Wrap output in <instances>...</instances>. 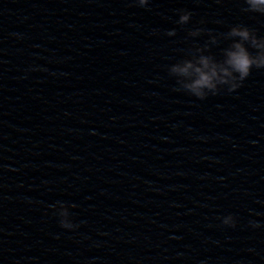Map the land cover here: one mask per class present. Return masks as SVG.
I'll return each mask as SVG.
<instances>
[{"label": "water", "instance_id": "95a60500", "mask_svg": "<svg viewBox=\"0 0 264 264\" xmlns=\"http://www.w3.org/2000/svg\"><path fill=\"white\" fill-rule=\"evenodd\" d=\"M246 7L0 0V264H264V69L203 100L169 72L264 38Z\"/></svg>", "mask_w": 264, "mask_h": 264}, {"label": "clouds", "instance_id": "9594fccd", "mask_svg": "<svg viewBox=\"0 0 264 264\" xmlns=\"http://www.w3.org/2000/svg\"><path fill=\"white\" fill-rule=\"evenodd\" d=\"M140 6L145 7L149 0H134ZM247 7L244 11L260 13L264 15V0H244ZM191 13L184 11L179 17L178 23L187 24ZM201 30L190 32L191 36H198ZM171 31L168 35H174ZM225 39L231 40V44L223 49V58L217 60L212 55H205L207 48H196L190 52L191 58H186L169 68L171 75L177 77L180 89H183L198 99H205L209 94L216 95L226 89L234 92L245 79L249 77L253 68L264 69V38H258L254 31L247 27L234 26L226 34ZM212 44L217 43V37L213 36ZM249 48L253 51H249ZM177 89V90H180ZM63 207V204L60 205ZM66 212H61V226L66 229L76 227L72 222L63 217ZM225 225L235 226L231 215L223 219ZM253 227L259 225L251 222Z\"/></svg>", "mask_w": 264, "mask_h": 264}]
</instances>
